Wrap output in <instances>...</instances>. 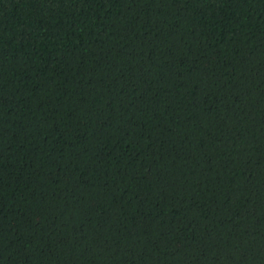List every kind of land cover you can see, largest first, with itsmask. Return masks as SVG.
Listing matches in <instances>:
<instances>
[{"label": "trees", "instance_id": "obj_1", "mask_svg": "<svg viewBox=\"0 0 264 264\" xmlns=\"http://www.w3.org/2000/svg\"><path fill=\"white\" fill-rule=\"evenodd\" d=\"M0 264H264V0H0Z\"/></svg>", "mask_w": 264, "mask_h": 264}]
</instances>
